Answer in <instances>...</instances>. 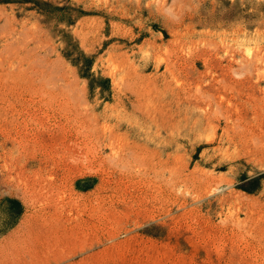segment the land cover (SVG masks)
Here are the masks:
<instances>
[{
    "label": "rangeland",
    "instance_id": "obj_1",
    "mask_svg": "<svg viewBox=\"0 0 264 264\" xmlns=\"http://www.w3.org/2000/svg\"><path fill=\"white\" fill-rule=\"evenodd\" d=\"M44 1L0 4V264H264V0Z\"/></svg>",
    "mask_w": 264,
    "mask_h": 264
},
{
    "label": "trees",
    "instance_id": "obj_2",
    "mask_svg": "<svg viewBox=\"0 0 264 264\" xmlns=\"http://www.w3.org/2000/svg\"><path fill=\"white\" fill-rule=\"evenodd\" d=\"M3 3H17V4H29L30 9H34L37 12L49 17L50 15H53L55 13L58 14H69L70 11H72V7H66V6H55L51 1H44V0H0V4ZM80 14H77L76 17H78ZM66 25H70L71 22H65ZM81 56L83 58V62L86 64V69L89 68V63L91 61L90 58L86 57L83 53H81ZM89 88L93 89V79H90L89 81ZM259 183L258 179H252L251 184L252 187L250 188H242L243 191H246L248 193H253L255 191V188L257 187ZM9 204L12 205L11 211L13 212L14 216L18 218L22 213V206L17 200L9 199Z\"/></svg>",
    "mask_w": 264,
    "mask_h": 264
},
{
    "label": "bare ground",
    "instance_id": "obj_3",
    "mask_svg": "<svg viewBox=\"0 0 264 264\" xmlns=\"http://www.w3.org/2000/svg\"><path fill=\"white\" fill-rule=\"evenodd\" d=\"M82 122V121H81ZM80 133V132H79ZM91 141V140H90ZM105 144V143H104ZM20 145V144H19ZM73 146V145H72ZM104 147V146H103ZM73 148V147H72ZM98 148V147H97ZM65 156V155H64ZM182 182V181H181ZM171 189H173V188H171ZM158 190H160V189H158ZM120 193V192H119ZM126 194V193H125ZM171 195V194H170ZM166 196V195H165ZM128 197V196H127ZM137 197V196H136ZM135 199V198H134ZM165 199V198H164ZM163 199V200H164ZM169 199V198H168Z\"/></svg>",
    "mask_w": 264,
    "mask_h": 264
}]
</instances>
